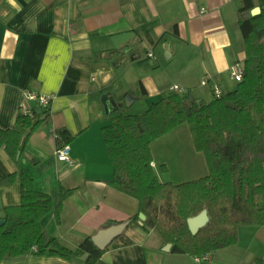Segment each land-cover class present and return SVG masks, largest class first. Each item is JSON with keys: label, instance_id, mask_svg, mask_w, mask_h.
I'll list each match as a JSON object with an SVG mask.
<instances>
[{"label": "crops", "instance_id": "obj_1", "mask_svg": "<svg viewBox=\"0 0 264 264\" xmlns=\"http://www.w3.org/2000/svg\"><path fill=\"white\" fill-rule=\"evenodd\" d=\"M238 5V0H0V128H13L22 110L35 109L26 89L51 96L46 112L36 109L46 119L29 136L19 168L0 149V178L16 173L12 185L0 187V219L5 207L20 201V172L54 202L59 185L74 188L58 224L52 212L42 219L47 233L70 249L83 236L136 214V199L108 184L113 168L101 128L109 121L100 91L110 87L107 94L115 108L126 99L131 111L124 114H140L174 84L188 99L206 102L213 98L214 86L233 89L231 66L245 58ZM127 31L134 37L114 48L110 37ZM141 48L145 52L140 55ZM148 50L152 59L146 56ZM204 77L211 78L206 85L200 83ZM139 83L146 92L140 98ZM132 89L134 95L115 101ZM59 129L73 136L68 143L72 165L55 154L51 131ZM161 138L151 143V152ZM152 166L155 170L154 159ZM123 233L132 243L107 250L103 262L242 264L257 256L264 264V225L240 226L235 245L201 262L164 250L140 221L127 223ZM0 264H84V256L66 261L28 253Z\"/></svg>", "mask_w": 264, "mask_h": 264}, {"label": "trees", "instance_id": "obj_2", "mask_svg": "<svg viewBox=\"0 0 264 264\" xmlns=\"http://www.w3.org/2000/svg\"><path fill=\"white\" fill-rule=\"evenodd\" d=\"M238 1L245 58L242 79L233 89H221L209 102L169 91L140 114H124V102L106 114L109 123L101 128L113 168L108 184L136 199L138 205L136 214L113 224L137 222L143 213V230L151 231L162 247L170 244L175 253L203 257L235 245L240 226L264 225V0ZM255 6L261 8L259 14L242 16ZM137 87L139 92L127 90L115 101L135 92L139 98L145 96L140 83ZM110 90L102 89L100 94ZM42 113L36 109L32 115L19 113L13 128H0V149L16 168L29 136L46 119ZM183 123L189 127L195 150L203 154L208 173L178 184L161 182L152 166L150 145ZM57 133V146L73 138L64 129ZM20 173V201L4 208L0 225V261L29 253L66 261L84 256V264H107L101 260L107 250L132 243L122 232L104 249L93 244L92 235L80 238L75 249L64 246L47 233L42 219L52 212L58 224L64 201L74 188L59 185L54 202L36 188L31 177ZM15 176L13 171L0 178V187L12 185ZM204 209L209 220L193 235L186 220ZM261 263L253 256L242 264Z\"/></svg>", "mask_w": 264, "mask_h": 264}, {"label": "rangeland", "instance_id": "obj_3", "mask_svg": "<svg viewBox=\"0 0 264 264\" xmlns=\"http://www.w3.org/2000/svg\"><path fill=\"white\" fill-rule=\"evenodd\" d=\"M144 52L142 48L137 50L140 55ZM233 83L235 81L231 80V86ZM224 89L230 88L224 86ZM121 110L123 113L131 111L127 104L122 106ZM177 127V129L174 128L176 130L172 129L165 134L164 138L156 144L154 152H151L155 161V171L161 182L178 184L203 177L208 173L203 154L196 151L193 146L188 125L183 123ZM162 165L164 169L161 168ZM152 236L156 239L154 234Z\"/></svg>", "mask_w": 264, "mask_h": 264}, {"label": "water", "instance_id": "obj_4", "mask_svg": "<svg viewBox=\"0 0 264 264\" xmlns=\"http://www.w3.org/2000/svg\"><path fill=\"white\" fill-rule=\"evenodd\" d=\"M261 11V8L259 6L253 7L249 12L244 13L243 17H249L259 14ZM135 33L133 31H127L124 33H119L112 35L110 37V40L114 46V48L119 49L122 45H125L131 37H134ZM100 101L103 105L104 111L106 114L110 113L114 109L115 102L114 100H110L107 93H104L100 96ZM126 104H128L127 100L125 99ZM39 112L41 110L39 109ZM186 114H189V109H186ZM139 221L142 223L145 219V216L143 213L138 214ZM208 214L207 211L204 209L200 213L188 217L186 220L188 229L191 234H196L197 231L202 228L206 223L208 222ZM4 220L0 219V225L3 224ZM127 226V222H121V223H115L111 224L107 227L99 229L95 234L91 236V240L93 244L99 248L104 249L106 246H108L112 240L117 238L125 229ZM170 248V244H166L163 249L168 250Z\"/></svg>", "mask_w": 264, "mask_h": 264}, {"label": "built area", "instance_id": "obj_5", "mask_svg": "<svg viewBox=\"0 0 264 264\" xmlns=\"http://www.w3.org/2000/svg\"><path fill=\"white\" fill-rule=\"evenodd\" d=\"M146 56L148 58H153V53L152 51L148 50L146 51ZM242 71H243V67H242V63L241 62H235L230 69V75L232 77V79L235 82H239L242 79ZM211 81V78L209 77H204L201 79L200 83L202 85H206L208 84V82ZM169 91L170 92H175V93H184L183 90L176 84L172 85L169 87ZM221 94V89L218 86H214L213 87V95L218 97ZM25 97L28 101H32L36 103V107L35 109H40L41 112L42 111H47L48 110V106L51 103V96L50 95H46V94H42L39 93L35 90L32 89H26L25 90ZM34 110V109H33ZM33 110L29 111V110H22L21 113L22 114H29L32 115L33 114ZM51 136L54 140H56L58 138V133L56 130H52L51 131ZM55 154L58 157V159L67 162L68 164L72 165L73 160L70 158L69 155V146L68 144H63L60 146H57L55 149ZM207 259V255L203 256V257H198V256H194V260L195 262H201L202 260H206Z\"/></svg>", "mask_w": 264, "mask_h": 264}]
</instances>
